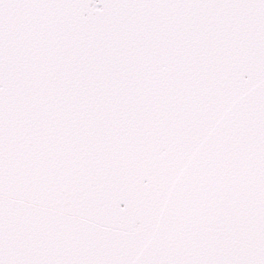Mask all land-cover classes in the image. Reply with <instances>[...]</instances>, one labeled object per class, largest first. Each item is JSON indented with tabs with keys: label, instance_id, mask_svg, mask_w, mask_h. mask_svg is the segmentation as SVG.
Returning a JSON list of instances; mask_svg holds the SVG:
<instances>
[{
	"label": "snow or ice",
	"instance_id": "obj_1",
	"mask_svg": "<svg viewBox=\"0 0 264 264\" xmlns=\"http://www.w3.org/2000/svg\"><path fill=\"white\" fill-rule=\"evenodd\" d=\"M0 264H264V0H0Z\"/></svg>",
	"mask_w": 264,
	"mask_h": 264
}]
</instances>
